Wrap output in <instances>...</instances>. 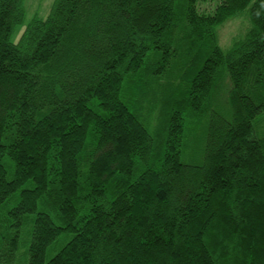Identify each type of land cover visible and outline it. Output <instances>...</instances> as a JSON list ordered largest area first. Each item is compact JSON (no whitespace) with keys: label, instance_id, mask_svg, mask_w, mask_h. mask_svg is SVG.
Segmentation results:
<instances>
[{"label":"trees","instance_id":"trees-1","mask_svg":"<svg viewBox=\"0 0 264 264\" xmlns=\"http://www.w3.org/2000/svg\"><path fill=\"white\" fill-rule=\"evenodd\" d=\"M202 1L56 0L13 42L0 0V264H264V0Z\"/></svg>","mask_w":264,"mask_h":264},{"label":"rangeland","instance_id":"rangeland-1","mask_svg":"<svg viewBox=\"0 0 264 264\" xmlns=\"http://www.w3.org/2000/svg\"><path fill=\"white\" fill-rule=\"evenodd\" d=\"M56 0H26L25 7L27 10V18L24 25L19 26L12 38L13 42H18L23 35L26 26L35 17L45 18L49 15ZM206 3V4H205ZM206 9H212L217 6L218 0H205L200 3ZM252 27L249 8L234 15L227 22L218 27L219 46L224 51H230L235 45L244 40Z\"/></svg>","mask_w":264,"mask_h":264}]
</instances>
